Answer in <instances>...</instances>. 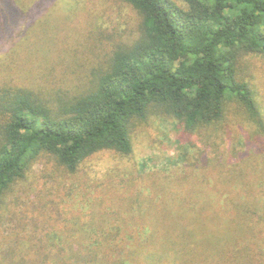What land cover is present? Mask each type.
Returning <instances> with one entry per match:
<instances>
[{
	"label": "trees",
	"instance_id": "16d2710c",
	"mask_svg": "<svg viewBox=\"0 0 264 264\" xmlns=\"http://www.w3.org/2000/svg\"><path fill=\"white\" fill-rule=\"evenodd\" d=\"M50 2L0 0V264H249L239 241L264 237V0ZM231 106L259 133L224 154ZM159 114L189 148L212 128L192 163L76 175L102 151L133 158L134 121ZM29 186L32 212L16 204Z\"/></svg>",
	"mask_w": 264,
	"mask_h": 264
},
{
	"label": "rangeland",
	"instance_id": "374dc122",
	"mask_svg": "<svg viewBox=\"0 0 264 264\" xmlns=\"http://www.w3.org/2000/svg\"><path fill=\"white\" fill-rule=\"evenodd\" d=\"M79 1L80 0H51L43 11L48 13L53 10L55 12V8H58L60 11H71ZM244 75L248 78L249 73L246 72ZM259 89H261V85ZM260 105L261 107L263 106L262 108L264 109V103L261 102ZM231 109L232 110L226 114L221 125L225 133L228 131L230 132V139L225 136L224 143L221 146L224 154L228 152L230 148L235 147L236 150L241 149L244 145L246 133L251 135L259 133L258 125L246 118L242 111L237 110L234 106H231ZM143 122L144 123H139L135 120L134 125H132L134 129L132 131L130 130V138L134 147L133 158L112 151H102L83 162L79 166V169L83 172L77 173L76 175H86L90 179L98 181L112 176L117 180H121V182L122 180L133 182L135 176H137L136 171L138 170H140V173H146L161 168V166L172 167L173 165L171 164L173 163H176L177 166L187 162L192 163L195 158V151L202 147L207 140L208 132L212 130V128L207 130L201 129L204 131L202 137L198 140L194 148H189L173 139V119L169 116L160 114L157 116H150L147 121ZM134 161H137L135 166L133 164ZM44 163V160H37L33 165L35 176L39 179L37 185L42 186L47 183V187H53L55 185L53 178L44 171ZM113 184L118 185L116 180L110 183L112 186ZM158 184L161 185L162 182L160 181ZM27 190H29L30 194L27 193L23 195L24 201L20 199L16 204L21 205L19 207L20 210L23 209V206L27 205L32 212L34 206H32L30 202L32 199L39 197L41 192L40 188L36 189L33 186H29ZM26 195L29 196L28 199ZM58 201L65 204L69 199L58 198ZM19 209L14 211L18 213ZM14 211H12V215L10 216L11 221L4 223L6 231H10L11 226L18 221L16 218L22 217V213L16 216ZM34 219H37L36 214ZM43 220L44 218L40 219L36 231L45 229L44 233H48V231L51 230V224H45ZM250 230L253 235H249L250 237H248L247 240L242 242L239 241L241 246L238 249L243 252L242 256L248 259L249 264H264V237H262L261 233H257V229L250 228ZM220 237L222 238V234L219 235L205 229L198 239L202 243L211 246L213 244L217 245V239ZM3 250H5V248Z\"/></svg>",
	"mask_w": 264,
	"mask_h": 264
}]
</instances>
